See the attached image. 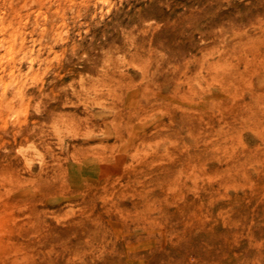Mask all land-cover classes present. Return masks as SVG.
Wrapping results in <instances>:
<instances>
[{"label":"rangeland","instance_id":"obj_1","mask_svg":"<svg viewBox=\"0 0 264 264\" xmlns=\"http://www.w3.org/2000/svg\"><path fill=\"white\" fill-rule=\"evenodd\" d=\"M0 264H264V0H0Z\"/></svg>","mask_w":264,"mask_h":264}]
</instances>
